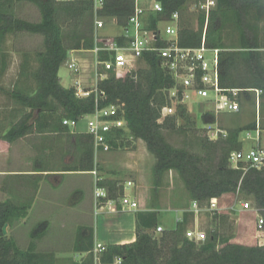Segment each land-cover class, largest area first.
I'll return each instance as SVG.
<instances>
[{"label":"trees","instance_id":"16d2710c","mask_svg":"<svg viewBox=\"0 0 264 264\" xmlns=\"http://www.w3.org/2000/svg\"><path fill=\"white\" fill-rule=\"evenodd\" d=\"M157 1L162 11L150 12L148 29H156L158 21L168 20L173 13H178L182 19L188 3L202 0ZM17 2L35 5L39 20L31 22L17 17L14 11V3ZM134 5L135 0H103L97 16L106 23L115 19L122 27L133 13ZM94 19L93 0H0V76L8 64V55L4 51L7 35L19 32L39 34L43 37L44 46L43 50L35 53L38 65L32 73L36 83L33 89L19 88L18 81L10 92L0 87L25 109L22 116L11 120L6 129L0 128V139L10 142L32 131L70 132L62 124L63 119H78L93 112L95 106L116 105L128 129L127 135L117 130V136L121 137L119 145L130 146L128 136H132L135 140H142L154 157L152 186L148 206L135 212V240L108 245L101 253V262L112 264L118 257L120 264H264V244L231 242V236L222 230L227 218L223 214L210 213L215 225L205 229L203 241L196 242L185 236L193 221V214L186 210L191 201L202 205L211 198L232 194L264 209V165L258 169L248 167L244 171V163L232 167L229 162L230 153L243 148L240 133L254 130L256 122L224 128L226 133L216 136L207 131L200 134L194 120L180 105L176 107L175 114L159 121L161 108L168 102L166 90L173 85V78L161 67L153 52H144L139 59L142 64L133 72L116 74L109 71L105 78L97 81L98 94L91 92L78 97L73 87L62 86L58 70L70 50L94 47ZM205 21L203 11L196 17V26L182 19L178 28L179 44L187 47L200 45ZM226 23H230L232 31L237 32L235 41L230 43L223 38ZM117 41L122 43L119 37ZM205 43L220 49L219 81L222 88L241 89L240 102L250 100L251 94H255L254 89L261 91L259 97H264V0H217L216 7L207 17ZM100 58L105 59L107 55L101 52ZM10 116L15 115L11 112ZM200 120L202 124L213 123L214 117L206 113ZM173 133L181 135L177 144L167 137ZM74 136L76 146L82 150L78 163L80 169L76 170H92V138L81 133ZM168 171H175L178 175L187 192L188 202L179 204L181 220L156 235L162 208L158 193ZM98 184L106 188L109 199L116 200L122 195L123 185L118 180L106 179ZM27 206L20 207L23 208L20 212L16 202H0V264H94V230L90 226L76 228L72 249L85 254L79 261L59 258L53 252L37 251L34 241L21 249L13 237L2 232V227L24 217ZM261 214L264 216V211ZM42 227L39 225L38 228ZM40 229H35L32 235L38 236Z\"/></svg>","mask_w":264,"mask_h":264},{"label":"rangeland","instance_id":"374dc122","mask_svg":"<svg viewBox=\"0 0 264 264\" xmlns=\"http://www.w3.org/2000/svg\"><path fill=\"white\" fill-rule=\"evenodd\" d=\"M202 1H191L188 3L187 9L183 14L182 19L190 22L191 26H196V17L200 11H202L199 7L200 2ZM140 4H142V2H140ZM14 11L17 17L31 22L38 21L40 18L37 7L28 2L14 3ZM182 19H179L180 24ZM143 21L144 26L147 27L150 21V12L145 13ZM158 25L162 26L161 23ZM225 26L226 27L223 31V38L225 42L230 43L232 40L235 41L237 32L232 31L230 23H226ZM96 34L99 39H112L123 35L124 31L121 26L114 25L109 22L106 23L102 28H98ZM43 47V37L39 34L19 32L14 35H7L4 51H6V54L8 55V64L5 72L0 76V87L4 91L10 92L15 89V81H18L19 84H17V86L21 89L24 87L33 89L35 87V79L32 77V73L38 65V62L35 58V53L37 51L43 50ZM70 58L71 56L68 54L66 60L58 70L60 83L65 88H70L73 83L71 79V71H69L66 66V62L69 61ZM84 58L86 61L83 60L81 62H86L88 71L93 69V67H95V62L92 58V55H84ZM141 64V61L137 60L134 64V69L136 70ZM78 73L80 74V72ZM89 73H85L84 75L87 81H91V75ZM75 75L78 74L76 73ZM88 83L90 84L87 88L90 89L92 82ZM82 84L85 85L84 82H82ZM71 87H73V85ZM251 96L252 97L250 100H241L239 112L232 114H221L218 116L216 123L214 120L213 123L215 124L208 123L206 124L207 126H204L205 124H202L196 111L189 112L191 119L195 122V127L198 129L197 132L203 134L205 131H207L211 136H216L219 133V130H223L224 133H226L224 128L244 126L247 123H251L253 121L256 122L258 118L260 127H264V97H259V112L257 113V106L255 102L256 95L251 94ZM24 110L25 109L14 102L7 95V93H4L0 90V128L6 129L11 120H16L22 116ZM11 112L15 116H10ZM257 114L259 115L258 117ZM178 122L182 123V120H178ZM76 128L78 131L86 132V120H80L77 123ZM251 133L254 135L255 131L251 130ZM125 134H128V129H125ZM244 136L245 132L242 131L239 138L243 142L244 148L249 149L256 146V142L253 140H243L242 137ZM167 137L174 144L179 143L181 139V135L177 133H173ZM140 145V142L137 141V139H134L128 147V151L130 152V150L135 148L137 149L141 147ZM259 145L260 147L264 148V132H261ZM27 156L30 158V154H27ZM112 159L113 161L111 163H108L107 165L105 164V166H103L104 170H106V178L109 176H114V179H117L122 184H124L126 180H131L133 185L131 186L130 190L134 191V194L136 193V195L142 200L148 197L150 198L152 186V166L154 164L152 163L150 156L145 152L142 154L141 150H139V152L131 156L130 154H123L121 157ZM119 159L127 160L130 164L129 167L127 168L125 166H121L122 161L120 162ZM89 177V175H86L81 178V184L84 188L83 194L85 192V195H88V192L93 190L92 184H90L89 181ZM70 180L72 179L69 178V181L65 182V188L70 187ZM75 194L76 193L73 195ZM30 196L31 193L28 192L14 195L15 199L12 198V202H16L17 205H19L17 210L20 212L23 211V208L20 207H26L29 204ZM131 197L137 202L135 197L132 195ZM158 198L162 205V208L159 210V225H161L163 229L172 228L176 223V214L178 212L182 213V209L179 208V204L188 202L187 192L175 171H168L163 176L162 183L159 188ZM237 198V195L232 194L224 195L219 198L220 206L223 207L220 210V214H223L227 217L223 223L222 230L225 234L231 236L230 241L233 243H239L243 245L264 244V231H257L256 228L258 220L257 215L252 211H238V209L241 208V203L245 200H239ZM230 207H234L237 209V211H231ZM133 214L134 210L125 209V211L120 213L117 217L111 218H104L102 213L95 214V212L94 214L92 212L91 214L88 213L82 217H55L48 215H38L34 210H32L31 212L28 211V214L24 217L16 218L10 225H6L5 234L7 236L13 237L21 249H25L29 242L34 241L37 251L53 252L59 258H70L74 261H79L84 257V254L82 256L75 255L72 249L75 228L81 226L82 224H88L91 222L94 225L95 232L97 233L96 240L100 243L108 244L113 241L114 235L119 233V227L117 225L118 220L123 217L127 219ZM210 215V211L204 210L198 216L196 223H198L201 229L205 230L215 225V223L212 222ZM43 223L46 224L43 225ZM57 223L58 225L56 226L55 224ZM39 225H42L43 229L38 228ZM193 225V223L190 224L188 229L192 228ZM126 226L125 228H127ZM35 229H40L38 236L32 235ZM160 232H155V234L158 235Z\"/></svg>","mask_w":264,"mask_h":264},{"label":"built area","instance_id":"2783aa9c","mask_svg":"<svg viewBox=\"0 0 264 264\" xmlns=\"http://www.w3.org/2000/svg\"><path fill=\"white\" fill-rule=\"evenodd\" d=\"M68 1V0H61ZM103 0H93L95 13L94 19V40L95 45L90 51L95 54L105 53L107 58L96 59V64L100 65V69L95 68V74L98 80L107 76L109 71L116 74L133 72L134 64L139 60L144 52H153L160 60V65L173 78V85L166 90L167 104L161 108V121L164 117L175 114L178 105L184 107L186 111H196L199 119L206 114L213 115L215 123L221 114L237 113L240 111V100L238 88H222L219 81V48L209 47L205 43L207 17L211 10L216 7L217 0H203L200 2V9L205 14V24L201 34L200 45L196 47L181 46L178 41L179 14L173 13L168 20H160L156 25V29H148L143 24L146 12H160L162 7L157 0H135L134 11L129 16L126 25L122 26L124 34L119 36L122 43L117 38H101L97 37L98 28H102L106 22L97 16L98 10L102 6ZM142 2V4H140ZM114 25H118L116 20L110 21ZM166 22V23H164ZM161 23L162 26L158 24ZM163 41V44H158ZM75 49L69 52H74ZM69 71L78 73L82 71L81 62L77 57L72 56L66 62ZM97 80V81H98ZM97 82L92 88L87 89L80 79L75 81L73 85L78 97L87 96L94 92L98 94L96 89ZM256 95L257 113L259 112V95L260 90L254 89ZM102 95V94H101ZM259 115L257 114V117ZM80 120H86V133L92 138V145L95 152L107 153L113 150L127 149L129 146H120L121 137L117 136V130L125 132L126 123L123 116L119 112L116 105H107L97 107L93 112L82 115L78 119H63L62 124L73 130L77 127ZM259 118L256 121L254 129L255 134L252 135L251 130H245L243 140H253L256 142L255 147L249 149L242 148L230 153L229 162L232 167H238V163H244V171L248 167L260 168L264 165V148L260 147L261 127ZM212 123V124H215ZM204 126H207L206 124ZM219 130V129H217ZM219 133L225 134L223 130ZM132 142V136H128ZM116 143V144H115ZM95 173V171H93ZM99 180V179H96ZM133 185L131 180H126L123 184L122 195L116 200L109 199L107 190L104 187L96 185L94 190L95 196V214L110 213L116 210V203L120 205V210L129 209L136 210L137 202L126 191ZM223 207L220 206L218 198H211L205 204H199L197 201H191L187 211L193 214L194 224L192 228L185 231V236L189 240L196 242L203 241L206 238V232L196 223L198 216L208 210L210 213L217 212ZM231 211H237L234 207H230ZM238 211H252L257 215V231H264V216L261 214L264 209L252 206L250 201L241 203ZM181 218H177L180 221ZM163 230L158 225L155 232ZM102 243H95L92 254L94 264H110L103 263L100 260L101 253L105 250ZM121 259L116 257L112 264H120Z\"/></svg>","mask_w":264,"mask_h":264},{"label":"crops","instance_id":"0c3cea01","mask_svg":"<svg viewBox=\"0 0 264 264\" xmlns=\"http://www.w3.org/2000/svg\"><path fill=\"white\" fill-rule=\"evenodd\" d=\"M68 54H70L71 57H77L80 62L83 60L86 61L84 55H92L94 62H96V59H99L101 55V53L95 54L90 50H75L71 53L68 52ZM81 64V66L84 67H82L80 74L77 73L78 75H75L76 73L70 72L72 74V85L75 84L77 79H80L81 82H84L85 87L89 86L90 83L88 82H92L90 85L92 88L98 80V76L95 74V68L99 70L100 65L95 63V67L88 71L86 62H81ZM85 73L91 75V81L86 80L84 77ZM261 132H264V128H261ZM80 133L87 134L86 132L78 131L77 128H75L73 130L70 129V132L54 131L40 133L32 131L22 136H17L10 142L0 139V202L5 200L12 201V198L15 199L14 195L28 192L31 193V196L29 197L30 202L29 206H27L26 215L28 214V211L31 212L32 210L38 215L55 217H82L88 213L91 214V212L94 214V190L96 185L99 186L98 183L100 181L114 179V176L109 175V177L106 178V170L103 168L105 164L107 165L113 161L112 158L121 157L123 154H130L131 156L141 150L142 154L144 152L147 153L152 159V163H154V157L147 151L145 143L142 140L137 139V141L140 142L141 147L130 150V152L128 151V148L123 150H113L107 153L95 152L92 145L93 169L76 170L80 169L78 163L82 150L76 146V138L74 135ZM27 154H30V158ZM119 160L120 162L122 161L121 166L129 167L130 164L127 160ZM93 171H95V173H93ZM86 175L90 176L89 181L93 187V190H90L88 195H85V192L83 194L84 188L81 184V178ZM69 178L72 179L70 180L71 185L70 187L65 188V182L69 181ZM130 188H127L126 191L130 196L132 195L136 198L138 208L134 210V214L127 219L123 217L118 220L117 225L119 227V233L114 235L112 242L108 244L102 243L105 247L114 244L130 243L135 240V212L140 209H145L148 206L149 197L142 200L136 195V193L134 194V191L130 190ZM74 193L76 194L73 195ZM118 205L115 204V211L102 213L104 218L117 217L120 213H123L125 209L120 210V205ZM181 216L182 213L178 212L175 219L181 218ZM55 225L57 226L58 223ZM81 226H91L94 230V225L91 222L88 224H82ZM125 226L127 228H125ZM74 231L76 232V228ZM96 239L97 233L94 230V245L95 243H100ZM74 253L79 256L84 254L78 252Z\"/></svg>","mask_w":264,"mask_h":264},{"label":"water","instance_id":"95a60500","mask_svg":"<svg viewBox=\"0 0 264 264\" xmlns=\"http://www.w3.org/2000/svg\"><path fill=\"white\" fill-rule=\"evenodd\" d=\"M2 232L5 234L6 233V224L2 227Z\"/></svg>","mask_w":264,"mask_h":264}]
</instances>
